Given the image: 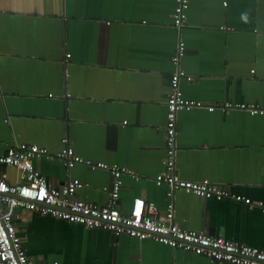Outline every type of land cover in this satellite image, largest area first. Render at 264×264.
I'll return each instance as SVG.
<instances>
[{
    "label": "crops",
    "instance_id": "crops-1",
    "mask_svg": "<svg viewBox=\"0 0 264 264\" xmlns=\"http://www.w3.org/2000/svg\"><path fill=\"white\" fill-rule=\"evenodd\" d=\"M174 0H0V151L18 143L51 154L68 143L90 162L130 168L121 176L119 209L153 202L159 215L168 186L154 177L165 157L166 98L179 40V88L209 104L264 107V0H188L173 25ZM175 165L185 180L208 179L264 204V115L244 109L181 110ZM52 186L84 183L75 197L97 205L111 176L57 157L34 159ZM18 183L19 171L0 165ZM174 221L264 250V211L223 199L174 194ZM14 225L30 264H218L214 259L127 234L15 209Z\"/></svg>",
    "mask_w": 264,
    "mask_h": 264
},
{
    "label": "built area",
    "instance_id": "built-area-1",
    "mask_svg": "<svg viewBox=\"0 0 264 264\" xmlns=\"http://www.w3.org/2000/svg\"><path fill=\"white\" fill-rule=\"evenodd\" d=\"M174 2L172 21L173 25L180 29L187 19L188 0H174ZM184 54V42L179 40L171 56L175 70L169 78L170 92L166 98L164 168L153 179L157 185L168 186L169 201L165 212L159 215L158 207L142 197L133 199L127 214L121 212L119 209L121 176L129 174L134 178L138 177L128 167L85 160L75 153L69 143L55 154L35 144L10 145L4 151H0V165L15 167L20 173L21 180L18 183H9L6 180V174H0V264H30L22 245V239L13 222L14 211L17 208L81 223L89 228H103L114 235L127 234L138 239L151 237L173 249L210 257L218 264H264V250L262 249L233 242L223 235H210L182 229L174 221V194L179 190L202 198L220 200L230 197L250 207L256 205L264 211V204L261 201L254 202L243 195L230 193L226 188L208 179L191 181L179 176L175 165L176 126L179 111L196 108L214 111L219 108L222 112L228 113L232 109H244L252 115H264L263 106L247 102H228L216 105L185 98L179 88V81L181 78L190 81L191 76L179 66V61ZM41 156L57 157L68 168L85 163L91 169L107 170L112 180L107 190L105 203L97 205L76 198L77 190L84 185L78 179H72L58 187L52 186L33 165L34 159Z\"/></svg>",
    "mask_w": 264,
    "mask_h": 264
}]
</instances>
